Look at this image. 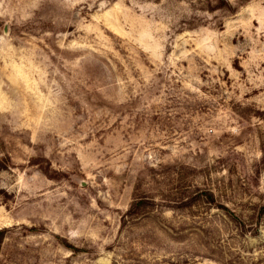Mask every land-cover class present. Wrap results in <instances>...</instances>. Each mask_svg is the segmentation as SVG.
<instances>
[{"label": "rangeland", "instance_id": "1", "mask_svg": "<svg viewBox=\"0 0 264 264\" xmlns=\"http://www.w3.org/2000/svg\"><path fill=\"white\" fill-rule=\"evenodd\" d=\"M0 264H264V0H0Z\"/></svg>", "mask_w": 264, "mask_h": 264}, {"label": "trees", "instance_id": "2", "mask_svg": "<svg viewBox=\"0 0 264 264\" xmlns=\"http://www.w3.org/2000/svg\"><path fill=\"white\" fill-rule=\"evenodd\" d=\"M2 236H3V232L0 231V242H1V240H2Z\"/></svg>", "mask_w": 264, "mask_h": 264}]
</instances>
